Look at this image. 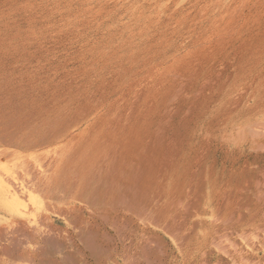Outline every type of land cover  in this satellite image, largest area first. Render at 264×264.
<instances>
[{"label": "rangeland", "instance_id": "obj_1", "mask_svg": "<svg viewBox=\"0 0 264 264\" xmlns=\"http://www.w3.org/2000/svg\"><path fill=\"white\" fill-rule=\"evenodd\" d=\"M164 1L0 0V264H264V0Z\"/></svg>", "mask_w": 264, "mask_h": 264}, {"label": "bare ground", "instance_id": "obj_2", "mask_svg": "<svg viewBox=\"0 0 264 264\" xmlns=\"http://www.w3.org/2000/svg\"><path fill=\"white\" fill-rule=\"evenodd\" d=\"M164 2L167 1L165 0ZM156 6H158V4ZM162 6L164 5L162 4ZM1 155H0V220H2V218L3 219L10 218L9 220L13 221V223L15 222L14 220H18V219L22 221L29 219L35 221V213H34L36 210L35 205L37 204L38 201L35 194L36 191L34 189L36 185L33 183V185L31 184L32 186H27L25 182L19 180V176H17V173L14 170H11L7 166L8 163L7 165L4 163L3 160L5 158L3 159ZM27 177L29 178V176ZM23 179L24 178H22V180ZM29 181H32V179ZM29 183L31 182H28V184Z\"/></svg>", "mask_w": 264, "mask_h": 264}]
</instances>
